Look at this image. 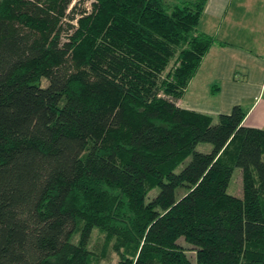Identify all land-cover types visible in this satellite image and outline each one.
Listing matches in <instances>:
<instances>
[{
	"label": "trees",
	"instance_id": "16d2710c",
	"mask_svg": "<svg viewBox=\"0 0 264 264\" xmlns=\"http://www.w3.org/2000/svg\"><path fill=\"white\" fill-rule=\"evenodd\" d=\"M207 1L0 0V264H93L94 229L117 264H264V131L177 105Z\"/></svg>",
	"mask_w": 264,
	"mask_h": 264
},
{
	"label": "crops",
	"instance_id": "0c3cea01",
	"mask_svg": "<svg viewBox=\"0 0 264 264\" xmlns=\"http://www.w3.org/2000/svg\"><path fill=\"white\" fill-rule=\"evenodd\" d=\"M198 31L216 42L177 105L214 122L239 106L264 131V0H208Z\"/></svg>",
	"mask_w": 264,
	"mask_h": 264
},
{
	"label": "rangeland",
	"instance_id": "374dc122",
	"mask_svg": "<svg viewBox=\"0 0 264 264\" xmlns=\"http://www.w3.org/2000/svg\"><path fill=\"white\" fill-rule=\"evenodd\" d=\"M75 1V0H74ZM184 0H166V3L169 5H175ZM88 3L84 5L87 7ZM42 85H45L44 81H41ZM212 149V146L207 143H201L197 146L196 150L201 153H209ZM188 161H186L187 163ZM182 166L176 169V173L181 170ZM184 190H178L176 193L177 198L183 194ZM158 193V188L152 190L146 201L152 199ZM227 193L231 196L241 198L242 197V184H241V175L238 169H235L230 183L227 188ZM76 236L73 239V242H76ZM116 244L115 240L111 242H107L105 233L99 231L98 229H94L92 234H90V238L87 242L86 249L90 253H92V263L93 264H117L119 261V255L114 250V245ZM180 246L186 251V255L192 264L195 263V252L192 250L193 248L187 245L183 240L179 241Z\"/></svg>",
	"mask_w": 264,
	"mask_h": 264
}]
</instances>
